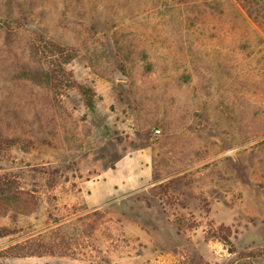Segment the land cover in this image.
<instances>
[{
  "label": "rangeland",
  "instance_id": "obj_1",
  "mask_svg": "<svg viewBox=\"0 0 264 264\" xmlns=\"http://www.w3.org/2000/svg\"><path fill=\"white\" fill-rule=\"evenodd\" d=\"M146 146L153 183L89 208L82 181ZM0 180V264H264V19L0 0Z\"/></svg>",
  "mask_w": 264,
  "mask_h": 264
},
{
  "label": "crops",
  "instance_id": "obj_2",
  "mask_svg": "<svg viewBox=\"0 0 264 264\" xmlns=\"http://www.w3.org/2000/svg\"><path fill=\"white\" fill-rule=\"evenodd\" d=\"M153 148L146 146L118 157L95 177L82 181L81 188L89 208L153 183Z\"/></svg>",
  "mask_w": 264,
  "mask_h": 264
},
{
  "label": "trees",
  "instance_id": "obj_3",
  "mask_svg": "<svg viewBox=\"0 0 264 264\" xmlns=\"http://www.w3.org/2000/svg\"><path fill=\"white\" fill-rule=\"evenodd\" d=\"M240 6L246 11V13L253 18L254 20H262L264 19V0H237ZM56 48L59 46L54 44ZM68 62V60L66 61ZM32 77L39 78L38 74L35 72L30 73ZM46 79H48L46 75ZM48 81V80H47ZM9 184V181L3 182L0 180V185ZM0 195H4V190H1ZM9 199V197H6ZM13 198V197H12ZM6 230V229H5ZM3 232V231H2ZM8 232V231H7ZM48 250H51V247L47 245V243L41 239V237H31L20 244H15L9 247L6 253L9 254H18L24 253L26 255H42L46 253Z\"/></svg>",
  "mask_w": 264,
  "mask_h": 264
},
{
  "label": "built area",
  "instance_id": "obj_4",
  "mask_svg": "<svg viewBox=\"0 0 264 264\" xmlns=\"http://www.w3.org/2000/svg\"><path fill=\"white\" fill-rule=\"evenodd\" d=\"M157 132H159V130H157Z\"/></svg>",
  "mask_w": 264,
  "mask_h": 264
}]
</instances>
